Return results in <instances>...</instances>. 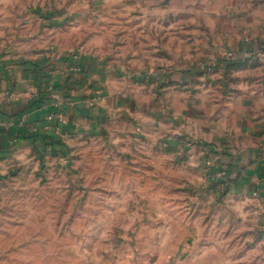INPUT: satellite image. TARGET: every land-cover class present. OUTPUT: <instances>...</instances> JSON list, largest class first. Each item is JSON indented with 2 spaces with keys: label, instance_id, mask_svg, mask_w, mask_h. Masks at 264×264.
I'll list each match as a JSON object with an SVG mask.
<instances>
[{
  "label": "crops",
  "instance_id": "0c3cea01",
  "mask_svg": "<svg viewBox=\"0 0 264 264\" xmlns=\"http://www.w3.org/2000/svg\"><path fill=\"white\" fill-rule=\"evenodd\" d=\"M80 172L110 211L250 224L227 263L264 264V0H0V218Z\"/></svg>",
  "mask_w": 264,
  "mask_h": 264
},
{
  "label": "rangeland",
  "instance_id": "374dc122",
  "mask_svg": "<svg viewBox=\"0 0 264 264\" xmlns=\"http://www.w3.org/2000/svg\"><path fill=\"white\" fill-rule=\"evenodd\" d=\"M82 173L73 194L69 188L59 191L57 196L51 192L47 203L18 204L10 219L7 214L11 213L3 212L6 217L0 218V245L6 243L14 248L11 264H40V260L47 261L46 264H157L152 261L154 258L159 264H181L178 261L185 259L199 264L201 260L233 264L227 261L246 260L247 248L258 238V232L253 234L254 230L249 229L250 224L239 230H210L202 224L200 229L192 230V211L184 209L175 216L167 208L169 203L163 209L160 207L158 213L153 211L154 218L150 212L145 218L139 217L132 202L127 204V212L113 209L123 204L88 197V174ZM120 188L117 187L119 194ZM157 190L167 193L148 185L141 186L140 193L146 198ZM146 207L157 208L148 200ZM196 221L199 225L203 220ZM7 222H11L9 226ZM205 242L209 244L208 250L200 251V244ZM6 252L7 248H1L0 256ZM200 255L203 259L196 258Z\"/></svg>",
  "mask_w": 264,
  "mask_h": 264
},
{
  "label": "built area",
  "instance_id": "2783aa9c",
  "mask_svg": "<svg viewBox=\"0 0 264 264\" xmlns=\"http://www.w3.org/2000/svg\"><path fill=\"white\" fill-rule=\"evenodd\" d=\"M228 55H230V54L227 53L226 56H228ZM167 75H168L167 69L163 68V69L159 70V77L161 76V77L165 78V77H167ZM53 117H55V114H50L48 116L49 119H52ZM59 119H60L61 123L63 124L64 123V119L62 117L59 118Z\"/></svg>",
  "mask_w": 264,
  "mask_h": 264
}]
</instances>
